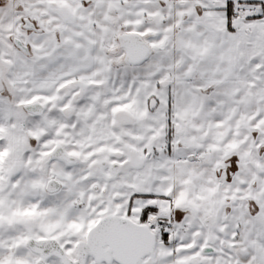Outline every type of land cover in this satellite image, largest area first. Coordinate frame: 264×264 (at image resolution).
Listing matches in <instances>:
<instances>
[{
    "label": "snow or ice",
    "instance_id": "obj_1",
    "mask_svg": "<svg viewBox=\"0 0 264 264\" xmlns=\"http://www.w3.org/2000/svg\"><path fill=\"white\" fill-rule=\"evenodd\" d=\"M0 264H264V0H0Z\"/></svg>",
    "mask_w": 264,
    "mask_h": 264
}]
</instances>
